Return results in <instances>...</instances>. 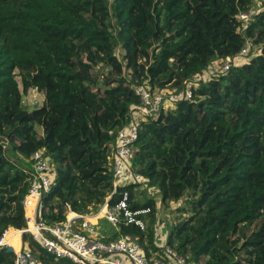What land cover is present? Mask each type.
Returning <instances> with one entry per match:
<instances>
[{"label":"trees","instance_id":"1","mask_svg":"<svg viewBox=\"0 0 264 264\" xmlns=\"http://www.w3.org/2000/svg\"><path fill=\"white\" fill-rule=\"evenodd\" d=\"M252 4L0 0V238L27 227L23 198L33 179L30 157L40 149L52 173L40 201L44 224L70 212L95 214L126 192L127 209L146 225L128 222L121 210L105 239L135 236L149 257L159 249L152 189L163 207L183 201L162 233L189 264H264V7L254 13ZM243 11L252 14L245 30ZM246 38L255 50L234 63ZM225 57L233 58L225 73L141 123L131 159L140 181L113 192L116 133L139 103L134 86L175 92ZM99 64L106 74L94 69ZM29 89L44 95L32 110L22 104ZM21 238L36 264H74L29 232ZM0 264H15L11 247L0 245Z\"/></svg>","mask_w":264,"mask_h":264},{"label":"built area","instance_id":"2","mask_svg":"<svg viewBox=\"0 0 264 264\" xmlns=\"http://www.w3.org/2000/svg\"><path fill=\"white\" fill-rule=\"evenodd\" d=\"M251 11L240 12L238 18L242 22V30H245L250 23ZM255 50V44L250 38H246L242 48L235 57L246 59ZM233 58L225 57L214 60L207 70L184 82V86L175 92L164 93L159 90H152L148 84H138L134 86V92L139 97V103L130 107V119L117 130L115 148L111 162L113 176V192L120 185L135 183L140 181L139 174L132 168L131 159L135 151V141L138 138L141 123L151 118H156L161 110L173 107L181 99H190L193 88L201 80L208 79L220 73H225L231 66ZM168 104H171L170 106ZM32 160L31 170L33 176L27 194L23 198L24 208L31 201L35 204L41 201L44 194L52 182L50 164L43 155L42 150L34 151L30 157ZM127 193L114 206L108 205V199L102 204L100 214H78L70 212L66 220L62 223L48 225L43 222H35V213L31 219L27 216L28 222L32 224L27 228L20 229V234L29 232L32 239L37 241L49 254L56 258H65L74 264H189L186 258L175 249L166 244V236L163 243H157L156 247L160 252L158 257H146L143 247L135 236L130 234L122 235L117 239L104 241V235L98 228L99 219L105 218L113 224L117 222V216L121 210L128 216V222L138 224L144 228L141 220L133 218L126 207ZM101 207V208H102ZM36 209V208H35ZM148 209L143 210L147 212ZM96 217L92 219V217ZM23 231V232H21ZM5 234V233H4ZM4 234L0 238V245L11 247L15 253V264H36V258L31 250L22 243L19 248L9 244L4 239Z\"/></svg>","mask_w":264,"mask_h":264},{"label":"rangeland","instance_id":"3","mask_svg":"<svg viewBox=\"0 0 264 264\" xmlns=\"http://www.w3.org/2000/svg\"><path fill=\"white\" fill-rule=\"evenodd\" d=\"M263 7H264V0H253V4H252V7H251V11L255 13L256 10H261ZM119 52H120V50H118V53ZM94 69L95 70H98L99 72L104 73V74H106L107 71H108V69L105 68L104 66H102L101 64L95 66ZM17 79H19V78H17ZM43 98H44V95H43L42 92H39L36 89H29L24 94V96L22 97V104L26 108H28L29 110H32V109H34L36 107H39L42 104ZM168 105L170 106L171 104H168ZM36 128L38 130L41 129L39 125H36ZM140 188H141V186L140 187H137V189L135 191L136 197L139 200H141L143 198L139 194ZM148 194L151 195V196H153V197H155L156 201L158 202L157 211H156V221L154 223V226L156 228L155 229L156 230L155 231V234H156V242L157 243H163L164 242V237L166 236L165 233H162L163 232V229H165L166 227H168V225L171 222L172 218L175 217L176 215H178V213L176 212V209L175 208L183 205V201H182V199H180L177 202H173L172 201V202L169 203V205L167 207H163V205L160 203V200H159L158 195L155 194V191L154 190L149 189L148 190ZM27 205H28V208H29L30 207V204H27ZM103 208L104 207H102L101 209H103ZM30 213L32 214V211ZM98 213L100 214V212H98ZM185 215L186 214H183L182 216H185ZM26 216H29L30 219H31V216L29 214L28 215L26 214ZM95 218H96L95 216L92 217V219H95ZM115 224L116 223L113 224L112 222L107 221L105 218L99 219L98 228H99V230L104 235V238H103L104 241H107L105 239V237H107V239H109V234L111 233V231L115 227L114 226ZM143 224L146 225L144 222H143ZM27 226L29 227L30 225L28 224ZM20 243H22L25 246V244L22 241V238H21ZM159 252H160V250L158 249L156 251V253H154L152 255V257H158Z\"/></svg>","mask_w":264,"mask_h":264},{"label":"bare ground","instance_id":"4","mask_svg":"<svg viewBox=\"0 0 264 264\" xmlns=\"http://www.w3.org/2000/svg\"><path fill=\"white\" fill-rule=\"evenodd\" d=\"M30 216H32V214ZM31 224H32V221L30 220L29 225ZM4 239L8 240L9 244L14 246L16 249L19 248V233L17 231H13V230L6 231L4 234Z\"/></svg>","mask_w":264,"mask_h":264},{"label":"crops","instance_id":"5","mask_svg":"<svg viewBox=\"0 0 264 264\" xmlns=\"http://www.w3.org/2000/svg\"><path fill=\"white\" fill-rule=\"evenodd\" d=\"M245 60H246V59H235V60H234V63H240V62H243V61H245ZM34 202H35V201H31V202L29 203V204H30L29 210H30V212L32 211V215H33V210H34V213H35V211H36L35 208H37V202H36L35 207H34V209H33ZM8 230L17 231V232L19 233V243H20V241H21L20 230H16V229H14V228H9Z\"/></svg>","mask_w":264,"mask_h":264},{"label":"water","instance_id":"6","mask_svg":"<svg viewBox=\"0 0 264 264\" xmlns=\"http://www.w3.org/2000/svg\"><path fill=\"white\" fill-rule=\"evenodd\" d=\"M39 208H40V202L37 204V208L35 211V222H37V223L40 222ZM21 232H23V231H21Z\"/></svg>","mask_w":264,"mask_h":264}]
</instances>
